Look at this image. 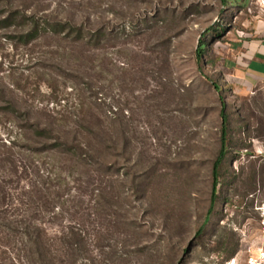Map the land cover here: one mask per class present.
Here are the masks:
<instances>
[{
    "label": "rangeland",
    "instance_id": "374dc122",
    "mask_svg": "<svg viewBox=\"0 0 264 264\" xmlns=\"http://www.w3.org/2000/svg\"><path fill=\"white\" fill-rule=\"evenodd\" d=\"M227 1L0 0V158L2 143H13L19 167L18 176L0 167L9 193L3 200L0 192V209H32L58 234L76 213L103 209L101 192L114 227L96 248L98 226L88 219L92 253L80 264H245L261 241L264 209V62L255 55L264 49V10L258 0ZM11 12L18 18L6 23ZM25 15L72 22L86 43L69 28L30 40ZM224 102L230 156L212 212ZM35 124L52 138H32ZM95 134L117 148L108 174L56 150L34 152L42 141L97 146Z\"/></svg>",
    "mask_w": 264,
    "mask_h": 264
},
{
    "label": "trees",
    "instance_id": "16d2710c",
    "mask_svg": "<svg viewBox=\"0 0 264 264\" xmlns=\"http://www.w3.org/2000/svg\"><path fill=\"white\" fill-rule=\"evenodd\" d=\"M248 0H229L228 4L231 6L242 3L246 5ZM259 4V2H258ZM260 6V5H259ZM261 7V6H260ZM18 12H11L9 17L5 19L6 23L13 22L17 20ZM29 19L32 22L31 29L28 35V39L35 40L39 37L47 35H59L63 33L66 29H70L71 32H75V42L81 43L85 42L83 37V31L81 28L74 26L72 22H55L51 23L46 18H39L37 15L32 17H23L22 19ZM103 36L106 33H102ZM110 36V35H109ZM86 43V42H85ZM208 46L204 45L203 48L197 54V63L200 65L202 62V56L206 53ZM215 89L223 93L224 89L221 88L219 84L215 85ZM10 109L15 110V107L10 104ZM230 105L227 102L223 103V108L221 112L222 119V128H221V144H222V154L219 157L218 162L214 166L213 179L215 181V200L212 205V212H214L215 202L218 200V203H222V200H219L217 196V190L220 184V172L222 166L225 162V159L230 156L227 154L228 145L230 144V132L233 119L228 113ZM8 110V109H6ZM119 123V138L122 144V152L126 155L129 150V139L126 135L125 130H123V123L119 120L118 117L115 119ZM33 129V137L38 138L44 141H48L52 138V131L47 128H41L40 125H31ZM106 135V134H105ZM95 134L96 139L99 140L97 146L90 144H75L73 142H61L57 140L53 145H47L46 142L38 143L42 144V148L35 149L34 152H42L44 150H56L57 152L65 155L72 162L88 167L93 164V167H96V172L98 174H108L115 169L116 163L109 162L107 159L108 156L114 150H117L114 145H109L108 142H112L111 138L105 139L106 137ZM15 144L2 143V148L4 150L3 157H1L0 167L7 169V172L11 175L18 176L19 167L14 160V157L11 155L12 149ZM49 146V147H48ZM116 148V149H115ZM153 171H156L155 168ZM156 179H159L160 176H156L157 172L153 173ZM151 173L141 175L139 179H142L140 185L143 182H148L147 185H138L135 186L137 193L143 191L145 187L150 185V176ZM155 179V180H156ZM144 188V189H143ZM3 191V192H2ZM0 192L4 195L2 196L3 200H6L8 197V191L4 187H0ZM99 203L98 206H101L103 209H94L93 213H76L78 221H69V225L64 227L59 231L58 234H52V232L46 227V223L40 221L39 217L36 216V211L32 212V209H18L20 213H14V209H0V259L1 264H80L81 261L91 258L88 254L92 253L90 250V245L88 243V219L94 218L93 222L98 226L94 228L95 234V244L96 248H99V242L103 238V233H108L113 230L114 219L113 211L110 209V203L103 196V193H99ZM146 194V192L144 193ZM1 198V197H0ZM1 208V207H0ZM38 216L46 215L48 213L47 209H44L42 212L40 209ZM52 210V209H51ZM46 212V213H45ZM54 212V209H53ZM35 213V214H34ZM81 214V215H80ZM91 214V215H90ZM116 214V212H115ZM109 218V220H108ZM107 220V221H106ZM212 215H208L203 228L205 229L209 223L212 221ZM113 225V226H112Z\"/></svg>",
    "mask_w": 264,
    "mask_h": 264
},
{
    "label": "built area",
    "instance_id": "2783aa9c",
    "mask_svg": "<svg viewBox=\"0 0 264 264\" xmlns=\"http://www.w3.org/2000/svg\"><path fill=\"white\" fill-rule=\"evenodd\" d=\"M259 5L264 10V0H258ZM261 213L260 235L261 241L255 252L247 256L245 264H264V209H258Z\"/></svg>",
    "mask_w": 264,
    "mask_h": 264
},
{
    "label": "crops",
    "instance_id": "0c3cea01",
    "mask_svg": "<svg viewBox=\"0 0 264 264\" xmlns=\"http://www.w3.org/2000/svg\"><path fill=\"white\" fill-rule=\"evenodd\" d=\"M260 43L261 44H263L262 46H263V48H264V41H260ZM262 52V55H260L259 54V52L258 51H256V53H255V55H256V57H257V61L259 62V63H263L264 62V49H263V51H261ZM253 66V65H252ZM251 69H252V67H251Z\"/></svg>",
    "mask_w": 264,
    "mask_h": 264
}]
</instances>
